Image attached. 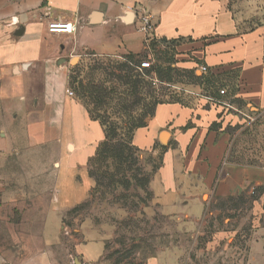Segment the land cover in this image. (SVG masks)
I'll list each match as a JSON object with an SVG mask.
<instances>
[{
	"label": "crops",
	"instance_id": "1",
	"mask_svg": "<svg viewBox=\"0 0 264 264\" xmlns=\"http://www.w3.org/2000/svg\"><path fill=\"white\" fill-rule=\"evenodd\" d=\"M131 6L155 19L156 41L149 50L127 12ZM51 22L72 23L76 31L51 34ZM172 47L186 76H211L215 88L185 86L193 103H159L146 125L134 132L135 147L162 149L153 184L160 212L202 227L209 200H249L253 227L264 234V165L230 160L227 131L234 120L240 121L231 110H264V0H0V98L18 126L4 135L3 152L11 156H3L4 166L13 169L7 163L16 154L27 171L26 177L9 174L0 182V220L5 198L12 208L24 198L36 200L43 184L53 185L43 197L49 202L41 211L43 247L24 252L25 245L18 248L0 223V264H60L54 247L67 228L64 220L91 197L94 183L87 168L105 140V129L84 102L67 94L72 70L83 59L119 52L136 68L152 55L154 68L157 52ZM209 97L233 109L211 103ZM25 179L32 189L16 197L17 189H12ZM219 214L215 211V218ZM227 230L217 237L237 233L235 225ZM93 245L98 258L103 255L104 241L84 242L90 255L83 264H97ZM152 264L166 262L160 256Z\"/></svg>",
	"mask_w": 264,
	"mask_h": 264
},
{
	"label": "rangeland",
	"instance_id": "2",
	"mask_svg": "<svg viewBox=\"0 0 264 264\" xmlns=\"http://www.w3.org/2000/svg\"><path fill=\"white\" fill-rule=\"evenodd\" d=\"M174 50L158 51L153 70L144 72L136 68L137 63L124 57V52L111 57L83 59L72 70L70 91L73 97L90 105L102 119L110 137L104 140L106 145L87 168L94 183L91 197L64 220L69 233L62 231L61 243L54 247L60 264L63 261L75 264V260L83 264L90 254L81 245L100 240L104 241L100 259L94 248L96 245L92 246L97 264H152L155 260L158 262L160 256L166 264H264V234L257 233V228L253 227L249 200H209V217L202 227L186 226L181 219L160 212L153 184L162 165V149L155 152L135 147L134 132L141 122L147 123L158 103H193V95L186 93L185 86L196 84L203 91L208 86L215 88V78L211 76L203 79H196L194 74L186 76L178 66ZM77 62L76 59L74 64ZM123 76L125 79L121 80ZM105 88L110 92L101 91ZM217 88L224 89L222 85ZM3 102L0 98L1 183L9 174L27 175L16 154L13 155L16 160L7 163L13 169L10 167V171L4 166V135L18 126L10 121L13 111ZM229 113L240 119L227 128L231 137L229 159L264 165V110L245 106ZM28 183L25 179L23 186L12 189V193L16 189V197L28 193L32 189ZM51 189L53 185L47 182L34 194L38 197L36 200L24 198L21 202H13L12 208L4 199L6 207L0 223L18 248L25 245L24 252L35 253L43 247L41 211L49 205L43 197L50 194ZM37 207L40 210L36 211ZM215 211L220 212L218 218H215ZM233 225L237 231L235 235L217 237L218 232L228 231Z\"/></svg>",
	"mask_w": 264,
	"mask_h": 264
},
{
	"label": "built area",
	"instance_id": "3",
	"mask_svg": "<svg viewBox=\"0 0 264 264\" xmlns=\"http://www.w3.org/2000/svg\"><path fill=\"white\" fill-rule=\"evenodd\" d=\"M127 12L134 16V22L137 25V30L143 35L144 44L149 50L152 43L156 41V23L153 15L142 8L137 6H131L127 8ZM48 31L51 34H72L76 31V27L72 23H63V22H51L48 25ZM153 68V56L149 55L144 61H141L137 69L141 72L146 70H151ZM203 72H207V67H202ZM225 90L221 91V94L224 95ZM67 94L73 97V93L68 90ZM211 103L220 104L224 107L233 109L232 105L226 102L216 101L214 98H208ZM65 233L68 234L69 230L64 229Z\"/></svg>",
	"mask_w": 264,
	"mask_h": 264
},
{
	"label": "trees",
	"instance_id": "4",
	"mask_svg": "<svg viewBox=\"0 0 264 264\" xmlns=\"http://www.w3.org/2000/svg\"><path fill=\"white\" fill-rule=\"evenodd\" d=\"M147 58V57H146ZM145 58V59H146ZM143 60V59H142ZM140 61V60H139ZM144 61V60H143ZM138 62V61H137ZM141 62V61H140ZM193 75V74H192ZM195 76V75H194ZM125 79V77L123 76V77H121V80H124ZM123 82V81H122ZM122 82H121V84H122ZM124 83V82H123ZM120 86V85H119ZM122 86V85H121ZM108 90V88H105V89H101V91H107ZM109 91V90H108ZM110 92V91H109ZM109 92H108V94H109ZM177 102H180V101H177ZM159 104V103H158ZM158 104H156L155 105V107L153 108V110H152V114H151V116L153 115V113H154V110H155V108H156V106L158 105ZM85 105L87 106V108L89 109V113L91 114V116L95 119V120H99V122L101 123V125L104 127V129H105V139L107 140V139H109V137H110V134H109V132L107 133L106 132V127H105V125L103 124V121H102V119L101 118H99L100 116H98L94 111H92L91 109H90V105L85 101ZM97 106V105H96ZM98 108V107H97ZM146 125V123L145 122H141L140 123V125L139 126H137V128H136V130L138 129V128H141V127H144ZM104 145H106L105 144V142H103L100 146H99V148H98V151H97V154H96V156H98V154H99V151H100V149L104 146ZM95 156V157H96ZM94 157V158H95Z\"/></svg>",
	"mask_w": 264,
	"mask_h": 264
},
{
	"label": "water",
	"instance_id": "5",
	"mask_svg": "<svg viewBox=\"0 0 264 264\" xmlns=\"http://www.w3.org/2000/svg\"><path fill=\"white\" fill-rule=\"evenodd\" d=\"M75 264H81L79 261H76Z\"/></svg>",
	"mask_w": 264,
	"mask_h": 264
}]
</instances>
